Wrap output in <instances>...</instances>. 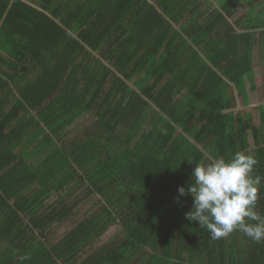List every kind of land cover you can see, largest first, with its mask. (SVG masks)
I'll return each instance as SVG.
<instances>
[{
	"label": "trees",
	"instance_id": "1",
	"mask_svg": "<svg viewBox=\"0 0 264 264\" xmlns=\"http://www.w3.org/2000/svg\"><path fill=\"white\" fill-rule=\"evenodd\" d=\"M257 33L264 0H0V264H264V242L212 239L176 199L237 151L264 177V107L238 108Z\"/></svg>",
	"mask_w": 264,
	"mask_h": 264
},
{
	"label": "clouds",
	"instance_id": "2",
	"mask_svg": "<svg viewBox=\"0 0 264 264\" xmlns=\"http://www.w3.org/2000/svg\"><path fill=\"white\" fill-rule=\"evenodd\" d=\"M256 165L254 156L243 151L228 160L195 163L187 187H177V200L180 196L192 197L186 219L198 222L212 239L239 231L257 243L264 242V215L255 210L264 177L253 175Z\"/></svg>",
	"mask_w": 264,
	"mask_h": 264
},
{
	"label": "rangeland",
	"instance_id": "3",
	"mask_svg": "<svg viewBox=\"0 0 264 264\" xmlns=\"http://www.w3.org/2000/svg\"><path fill=\"white\" fill-rule=\"evenodd\" d=\"M254 56H255V54H254ZM259 62H260V60L258 61V64H259ZM253 64L255 66L254 72L256 75V77H255L256 78V92H255V94H252V92L248 86V81L246 83V79H245V92H246L245 105H243L244 104L243 101H242V104H240V105L238 103V108L240 109L241 112L246 111L247 105L249 106L252 103L259 102V101L264 102V66L262 67V65L259 64L261 66L260 67L257 64V59H254ZM90 119H91L90 115H85V116L80 117L74 123V126H71L72 128L70 131H73V129L76 130L75 127L81 128V126H83L85 123H87ZM250 142L252 143V138L250 139ZM85 194H87V190H85V192H83V193H81V191H80L77 196L83 195V197H84ZM53 197H51L49 199V203L54 199ZM97 198H98L97 195H93V196L89 197L88 199L85 200L84 203H81V205L75 210L74 214L69 219L55 225L53 227L54 240L62 237V235L65 232H67L74 224H76L78 221L83 219L85 217V215L90 212L91 207H92V209L93 208L95 209L97 206L94 205V203L96 202ZM68 200H69V204H73L74 197H70ZM88 207H90V208L87 209ZM118 229H120V227L118 225L112 226L110 229H108V231L104 235L101 236V238L99 239L98 242L100 244L107 243L110 241L114 242L115 239L113 240V238H115L116 233H118V231H119Z\"/></svg>",
	"mask_w": 264,
	"mask_h": 264
},
{
	"label": "crops",
	"instance_id": "4",
	"mask_svg": "<svg viewBox=\"0 0 264 264\" xmlns=\"http://www.w3.org/2000/svg\"><path fill=\"white\" fill-rule=\"evenodd\" d=\"M259 39H261V43L262 41L264 42V33L261 34V33H257L256 35V40H255V47H254V50H253V62H254V59H257V64H258V61L261 60L263 61V64H264V50L262 51L261 50V47L262 46H258L257 45V42H259ZM255 54V56H254ZM259 65V64H258ZM260 66V65H259ZM264 66V65H263ZM262 66V67H263ZM261 67V66H260ZM255 68L254 64H253V69ZM254 71V70H253ZM255 74V72H254ZM256 77V75H255ZM247 79V77H246ZM245 105V99H244V104ZM263 106L264 107V102L263 101H259V102H255V103H252L251 105H247L246 106V111L245 112H249V113H252L254 115V117L256 118V121H259L258 119V114L256 112V108H258V106Z\"/></svg>",
	"mask_w": 264,
	"mask_h": 264
}]
</instances>
